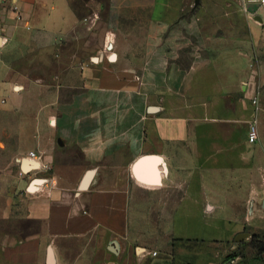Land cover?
I'll return each mask as SVG.
<instances>
[{
  "label": "crops",
  "instance_id": "obj_1",
  "mask_svg": "<svg viewBox=\"0 0 264 264\" xmlns=\"http://www.w3.org/2000/svg\"><path fill=\"white\" fill-rule=\"evenodd\" d=\"M12 1L34 30L16 27L9 50L0 33V264H264L248 240L234 243L264 242V180L248 188L260 173L247 142L262 110L250 84L264 86V6ZM29 46L40 54L26 77L3 57ZM144 157L156 184L133 175Z\"/></svg>",
  "mask_w": 264,
  "mask_h": 264
},
{
  "label": "rangeland",
  "instance_id": "obj_2",
  "mask_svg": "<svg viewBox=\"0 0 264 264\" xmlns=\"http://www.w3.org/2000/svg\"><path fill=\"white\" fill-rule=\"evenodd\" d=\"M12 2H13L12 0H2L0 2V33H4L5 36L8 37V42L3 47L4 49L7 48V50H9L14 44L21 42L20 37H18V34L14 33L16 30L15 29L16 27H18V26L22 27L24 32H27V33L34 30L33 26H31V24L27 21V19H25L23 17V14H22L21 10L19 9V7L17 5H14ZM81 22L84 25H86V24L92 25L93 24L92 20H90V19L81 20ZM78 31H79V34H82V35L85 34L84 30L82 28H79ZM37 33H43V32L37 31ZM44 34H45V32H44ZM41 38H43V40L40 43L49 42V36L48 35H43ZM34 41L35 40H33V39L31 40V37L30 38L27 37V38L23 39V42H26L27 45L32 44ZM38 54H40L39 48L38 49L35 48V50H33L32 48L30 49V46H29V47H26V50L23 52V56L18 57V59H16V58L14 59L15 55L11 53V55L6 54L3 57V60L8 61V63L11 64L15 68V69L12 68V70L13 69L15 71L18 70V73H20L22 76L26 75V77H28L29 75H34V72L32 70L30 72H28L29 69H32L31 66L29 67L27 65L28 60L33 59ZM39 58H45V57H39ZM18 73H16V74H18ZM21 75H18V76L20 77ZM29 77H31V76H29ZM250 87H251V95H250L251 101L253 100V98L256 97V100L258 101L259 107H260V109H262L260 112V115L258 117V120L255 118L257 121L258 129H259L258 130V133H259L258 140H257L256 144L249 147L250 169H251V171L259 172L260 174H258V177H255V178H253L252 174L250 175V178H249V182H250L249 184L250 185L249 186H248V181H247L246 185H243L242 179H240L238 181L235 180V184L241 185L239 188L246 187V186H248V188H249V187H252L254 182H262L264 180V159H263V162L261 161L262 162L261 164H258L256 162L258 157L261 160H262V157H264V86L258 87L256 84H250ZM1 99H4L7 102L6 104H8V103H10V101L13 98L10 99V97L7 94L6 95L2 94ZM252 107L254 108L253 105H252ZM255 111L256 110L254 108V112ZM253 118H254V116L252 115L251 122L253 121ZM1 148H2V144L0 141V168L5 165V162L2 161ZM195 181H197V180H189L190 185H193ZM206 181H209V180H206ZM227 182L228 181L225 179L217 180L218 186H221V187H225ZM168 213H170V212H168ZM219 213H221V212H219ZM168 221L170 223V224L168 223V225H170L169 229L171 232L172 231L171 230L172 223L173 224L175 223L174 227H176V224H177L176 218L174 219V222L171 220H168ZM220 224L221 223L219 221V226H220Z\"/></svg>",
  "mask_w": 264,
  "mask_h": 264
},
{
  "label": "water",
  "instance_id": "obj_3",
  "mask_svg": "<svg viewBox=\"0 0 264 264\" xmlns=\"http://www.w3.org/2000/svg\"><path fill=\"white\" fill-rule=\"evenodd\" d=\"M256 20L258 22H262V20L260 18H256ZM2 37H0V46L2 45ZM145 158H150V157H144V158H141L139 159L138 161H136L134 164H133V175L135 176V178L137 179V175H136V170L137 168H139V164L142 162V160H144ZM21 164H22V169L23 171H26L29 167H32V168H38V163L37 162H33L31 160H26V159H22L21 161ZM91 174V173H90ZM90 174H87V176L85 177L84 181L82 182L81 184V188H85L88 181H89V178H90ZM138 180V179H137ZM41 181L40 180H34L31 182V184L29 185L28 189L30 191L34 190V187L36 184H39ZM153 184H156L153 183ZM250 239V235L248 233H240L238 234L235 238H234V243L235 244H239V243H242L244 241H247ZM233 261L234 259H230L228 260L225 264H233ZM49 262L51 264V257H49Z\"/></svg>",
  "mask_w": 264,
  "mask_h": 264
},
{
  "label": "built area",
  "instance_id": "obj_4",
  "mask_svg": "<svg viewBox=\"0 0 264 264\" xmlns=\"http://www.w3.org/2000/svg\"><path fill=\"white\" fill-rule=\"evenodd\" d=\"M247 3L260 4L264 6V0H245ZM252 104L255 106V110H258V104L256 98L252 100ZM258 140V126L257 121L254 118L253 121L249 124L248 133H247V142L250 145H253ZM29 157L31 159H37L33 152H29ZM152 256H155L156 253H152Z\"/></svg>",
  "mask_w": 264,
  "mask_h": 264
},
{
  "label": "bare ground",
  "instance_id": "obj_5",
  "mask_svg": "<svg viewBox=\"0 0 264 264\" xmlns=\"http://www.w3.org/2000/svg\"><path fill=\"white\" fill-rule=\"evenodd\" d=\"M148 161V158H145L144 160H142V162L139 164V168H137L136 170V175H137V179L140 181L143 180H152V182H158V177L157 174L154 171V166H147L146 172L144 174H146L147 177L144 178L143 173L141 172V167L143 164H145Z\"/></svg>",
  "mask_w": 264,
  "mask_h": 264
},
{
  "label": "trees",
  "instance_id": "obj_6",
  "mask_svg": "<svg viewBox=\"0 0 264 264\" xmlns=\"http://www.w3.org/2000/svg\"><path fill=\"white\" fill-rule=\"evenodd\" d=\"M248 242H250L253 245V247L256 248L258 255H260L261 253L264 252V242L259 238V236L251 235ZM243 244H244V242L242 244L239 243L236 245L241 246ZM235 257H238V256L236 254H230V255L225 257V260L228 261V260L233 259Z\"/></svg>",
  "mask_w": 264,
  "mask_h": 264
}]
</instances>
